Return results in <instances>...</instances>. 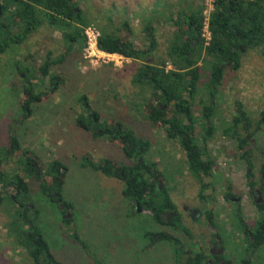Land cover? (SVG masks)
Returning a JSON list of instances; mask_svg holds the SVG:
<instances>
[{"label":"rangeland","instance_id":"374dc122","mask_svg":"<svg viewBox=\"0 0 264 264\" xmlns=\"http://www.w3.org/2000/svg\"><path fill=\"white\" fill-rule=\"evenodd\" d=\"M187 1L189 0H78V6L82 10L83 17L98 30L99 27L107 24L111 29L120 27L122 21L128 19L132 28L131 39L138 48L146 46L144 26L152 19L156 40L161 49H164L173 28L168 23H164V20L157 23L156 19L162 16V12L167 14L168 8L173 12L179 9L184 11ZM204 3L209 9L211 0H204ZM14 48L18 60L12 56L11 50ZM14 48L0 55V146H7L9 136L16 135L23 147L39 155L42 160L48 162L57 158L68 168L61 195L75 206L71 225L61 222L63 217L66 218L70 214L61 212L63 205L58 204L57 200L51 201L41 196L37 191L36 181L29 180L32 202L29 205L36 209L34 213L32 212V216L47 240L57 264H98L97 261L101 264H174V245L159 241L161 244L150 243V247H145L147 241H150L148 236L158 228H155L156 222L152 215L146 211L134 210V213L128 214L131 210L130 203L120 193L124 186L123 181L80 164L84 154L94 161L106 158L125 164L132 163L118 144L109 142L106 137L94 138L92 130L82 129L75 124V116L84 111L78 97L80 94H85L92 108L100 113L104 123L120 119L134 129L137 136L147 139L151 147L145 157L148 160H156L158 168L167 176L171 173L166 170L168 164L161 155L168 149V153L173 155V160L170 159L171 162L167 163L173 167L179 162L176 157L179 154L180 163L183 169H186L176 138H173L171 143L166 141L167 139L162 135L165 131L160 128H153L154 132L150 135L144 131L145 110L143 112L140 87L132 83V76L141 61L117 56L114 62L91 64L83 57V50L71 51L61 64L51 67L50 70L61 77L58 87L51 91L48 78H41L37 67L43 62L47 51H51L52 57H56L62 51L63 40L60 32L51 31L43 26L29 35L23 44L15 45ZM162 51H157L154 56L157 58L162 56L165 52ZM25 64L35 69L30 75L36 90L43 92L50 90V92L47 98L32 105L31 116L23 121L20 118L22 110L19 106V99L23 96L21 90L23 73H18L16 68L26 66ZM198 64L201 65L202 62L199 61ZM169 66L168 64V68ZM209 74V66L204 67L197 85L196 97H201L205 103L211 100L208 92ZM225 93L229 96L227 97ZM233 95L236 97H232ZM217 96L220 99L225 98L221 104H226L227 108L226 106L221 108L217 104ZM237 102L247 115L255 113L259 118L262 116L264 59L256 50L242 56L238 70L233 71L228 67L225 69L223 81L218 86L214 98L215 116L212 120L215 140L209 142V148L217 152V165L221 168L227 165L235 168L232 174L238 183L243 184L246 179L245 163L238 158L227 164L218 147L221 143V128L226 127L228 119L234 115ZM193 110L194 114L201 113V105L195 103ZM146 121L145 125L151 127ZM256 140L252 157L257 165L261 160L259 152L264 151V132L260 130ZM18 158L22 159V155L16 154L4 161L8 172L13 173L18 170L16 163ZM252 172L257 173L254 169ZM257 176L256 174L255 178ZM238 192L243 195L245 223L253 224L256 217L253 202L245 191ZM176 193L178 194V191ZM179 193L182 194V198L187 197L184 192L179 191ZM172 194L175 198L174 191ZM5 206L0 209V264H34L25 249L19 246L14 235L8 233L7 223L10 221V216L6 208L9 207L10 211L11 208L9 205ZM214 211V215L216 214L220 220L217 226L213 227L216 228L221 239L223 256L230 259L231 264H242L241 260L245 257H251V264H264V243L250 256L246 252V234L236 215L235 207L224 213H221L223 211L217 207ZM204 223L203 221L202 224ZM176 224H179L178 221ZM185 227L189 228L191 236L181 228L174 234L180 239V245L185 248L184 252L190 256L193 254L192 248L197 251L203 241L195 229L188 225ZM163 229L172 232L168 228ZM74 232H77L85 247L73 237ZM147 232L150 234L146 235ZM190 238L195 241L192 243ZM184 254L176 255L175 263L179 264V259L180 257L184 259Z\"/></svg>","mask_w":264,"mask_h":264},{"label":"trees","instance_id":"16d2710c","mask_svg":"<svg viewBox=\"0 0 264 264\" xmlns=\"http://www.w3.org/2000/svg\"><path fill=\"white\" fill-rule=\"evenodd\" d=\"M211 4L212 9L207 16L204 14L206 9L204 0L187 1L184 11L179 9L173 12L168 8L167 14L162 12V16L160 15L156 22L164 20L173 31L167 39L164 54L158 57L161 58L159 63L154 61L150 64L146 61L148 56L153 55L158 45L152 19L144 26L147 40L144 48H138L131 39L132 28L128 19H124L120 27L114 29L108 24L99 27L98 47L101 50L141 61L132 76V83L140 87L143 112L145 110L143 118L145 117L152 127H164L171 138H176L173 128L181 130L185 126V129L190 131L194 129L197 122L193 115L195 103L201 105L202 116L209 121L215 116L214 98L227 67L233 71L238 70L242 56L252 50H256L264 59V0H211ZM205 18L210 34L208 39L202 35ZM89 24L90 21L83 17L78 0H0V55L12 46L23 44L29 35L43 26L51 31H59L63 40L62 51L56 57H52L50 50L47 51L43 62L37 67L41 78L47 77L51 84L50 89L54 91L61 77L52 72L51 67L61 64L71 51H82L85 44L84 27ZM29 56L31 57L27 55ZM199 61L202 62L201 65L198 64ZM167 64L170 65L169 68ZM206 66H209L210 70L208 92L211 97L207 103L201 97H196L200 72ZM17 72L23 73L21 75L23 96L19 99V106L22 110L20 118L24 121L31 116L32 105L47 98L50 90L48 92L36 90L30 75L35 69L29 65L18 67ZM187 96H190V99ZM78 101L84 111L75 116V124L82 129L92 130L94 138L106 137L109 142L118 144L125 156L132 160L131 164L106 158L94 161L84 154L80 161L81 166L121 179L124 185L122 195L131 204L137 203L139 207L149 210L156 222L171 225L176 230L181 228L191 236L189 228L181 223L176 224L177 217L169 222L162 219V213L168 210L175 211L176 205L168 191L160 190L150 182L153 176H157L163 184L169 179L166 173L158 168L157 161L145 157L151 143L137 136L134 129L120 119L104 123L100 113L92 108L85 94H80ZM161 105H165V108H161ZM236 111L235 121H240V116L248 119L240 103L236 106ZM261 114L264 115V111ZM205 125L206 135L202 137L204 143L215 132L213 123ZM183 135L184 137H178V142L184 163L193 176H198L201 164L205 163L200 158L198 141L195 136L187 135L186 132H183ZM16 154H21L22 159L18 158L16 162L18 170L10 173L4 166V161ZM213 164V160L208 161L209 166ZM67 170V166L61 160L54 158L46 162L27 147H23L16 135L9 136L7 146H0V209L4 205L10 206L11 211L9 207L6 208L10 216L7 223L8 233L14 235L19 246L25 249L34 264L57 262L42 231L34 222L32 212L34 213L36 209L29 205L32 204L29 180L36 181L37 191L41 196L51 201L59 200L57 203L64 206L61 210L63 214L66 211L72 212V204L61 195ZM257 208L264 209V202L259 203ZM210 215V224L217 226L212 211ZM236 215L243 225L246 252L250 256L264 243V216L260 215L255 220L254 227H250L245 223L240 208H236ZM61 222L69 225L73 219L63 217ZM152 235L153 233L150 234ZM158 236L159 240L175 246L176 255L184 252L180 239L175 234L163 230L158 232ZM73 237L85 247L77 232H74ZM205 257L206 252L198 250L182 263L179 259L178 263L203 264ZM226 261V264L232 262L230 259ZM97 263L101 264L99 261ZM241 263L251 264V257L243 258Z\"/></svg>","mask_w":264,"mask_h":264},{"label":"flooded vegetation","instance_id":"af4514ba","mask_svg":"<svg viewBox=\"0 0 264 264\" xmlns=\"http://www.w3.org/2000/svg\"><path fill=\"white\" fill-rule=\"evenodd\" d=\"M226 95L227 97L229 96V94ZM227 97L226 102L228 99ZM232 97L236 96L233 95ZM236 113L237 111L235 110L234 115ZM238 113L240 114V112ZM234 115L228 119L226 128L229 130L225 127L221 129V143L218 144V147H220L221 153H223L227 164L228 162H231V160L235 161L238 158L245 163L244 174L246 179L243 184L238 183L234 174H232V171H234L235 168L230 165H227L225 168H221L217 165V152L212 151L209 148V142L215 140V138L212 136L207 140V142H202V137L206 135L205 124L211 125V123H213L212 119L209 121L206 117L202 116V113L194 116L198 122L195 123L193 130L190 131L189 129H185V126L181 130H176L175 128L172 129V131L176 133L177 140L178 137H184L183 132H186L187 135L189 134L192 137H196L201 151L200 158L205 161V163L201 164L198 176H193L187 168L183 169V165L180 163V155L176 156L179 159V162L171 167L167 162H171L173 160V155L168 153V149L161 155L167 161L166 164H168V167H166V170L171 173V175L168 176V182L163 184L157 176H153L150 179V182L154 183L160 190L200 191L196 197L197 202L195 204L191 203V205H188L187 202L180 203L178 205L179 211L177 206L175 211H165L162 213V219L169 222L172 217H177V221L183 226H186V224L183 223V220L184 216L188 217V220L195 225L196 233L200 234L202 237L203 242L201 247L207 254L203 264H215L216 262L219 264H226V260L228 259L223 256L222 242L218 236V232L216 230L213 231L212 228L214 227L210 224V212L212 211L214 214V205L217 209L223 211L221 213H224V211L228 212L233 206L237 209H241L243 195H241L238 191H245L256 209L254 222L253 224H249V226L254 227L255 220L259 218L260 215L264 216V209L259 210L257 208L259 203L261 204L264 202V151L259 152L261 160L257 165L252 157L253 149L257 143L256 136L260 130L264 132V115L259 118V115L257 116L255 113L252 115L248 114L247 120L240 116V121H235ZM186 124L187 123L185 122V125ZM162 135L164 139H167L166 141L171 143L173 138L169 137L166 130L165 134ZM243 140H245V142H243ZM178 146L180 153H182L179 142ZM242 154L244 158H242ZM209 160H213L214 164L209 166ZM252 169L256 170L257 173L252 172ZM122 174L123 172H121V175ZM256 174L258 175L257 178H255ZM209 205L212 206L208 207ZM133 206L135 207V203H133ZM213 219L218 223L220 222L219 217L216 214ZM203 221L205 222L204 224H202ZM167 226L171 230L176 231V229L171 225ZM48 264L57 263L49 262Z\"/></svg>","mask_w":264,"mask_h":264},{"label":"crops","instance_id":"0c3cea01","mask_svg":"<svg viewBox=\"0 0 264 264\" xmlns=\"http://www.w3.org/2000/svg\"><path fill=\"white\" fill-rule=\"evenodd\" d=\"M173 31V30H172ZM171 31V32H172ZM146 44H147V42H146ZM12 48H14V46H12V47H10L9 49H12ZM161 47H160V45H157V49L156 50H154V52H153V55L152 56H148L147 57V62L148 63H150V64H152L154 61L156 62V63H159L160 61L159 60H161V58H157V57H155L154 55L157 53V51H161V50H163L162 52H164L165 51V48L164 49H161ZM12 52H13V57L15 58V60H18L19 59V57L16 55V53H14L15 52V48L14 49H12L11 50ZM11 51H10V53H11ZM170 67V66H169ZM167 68H168V64H167ZM16 71H17V68H16ZM215 97H216V95H215ZM187 98L188 99H190V96H187ZM217 98H218V102H217V104H219V106L221 107V108H224L225 106H226V104H221V101H223V99H220V97L219 96H217ZM196 100H197V98L194 100L195 102H196ZM171 104H173V103H171ZM228 104V103H227ZM161 108H165V105H161ZM226 108H227V106H226ZM193 115L194 116H196V114H194V112H193ZM147 119H145L144 118V131H145V133L147 134V135H150V133L151 132H154V129L153 128H156V127H148V126H146L145 125V121H146ZM146 122H148L149 124H150V122L147 120ZM198 122V121H197ZM196 122V123H197ZM160 129H163L164 131H165V129H164V127H162V128H160ZM222 129V128H221ZM215 133V132H214ZM215 135V134H214ZM214 135H213V137H214ZM113 143V142H112ZM178 156H179V154H177ZM150 160V159H149ZM151 160H153V159H151ZM153 161H156V160H153ZM160 169V168H159ZM244 172H245V167H244ZM182 192H184V195H187V197L186 198H182V194L181 193H179V191H178V194L176 193V191H174V196H175V198L173 197V194H172V191H168V193H169V195H170V197H171V199H172V201L175 203V205L177 206V209H178V205L180 204V203H184V202H187V204L188 205H191V203H196L197 202V199H196V197H197V195H198V193H200V191H182ZM121 193V195H122V191L120 192ZM123 196V195H122ZM182 199H184V200H182ZM71 203V202H70ZM129 203H130V201H129ZM72 204V207H73V209H72V212H70V211H66V212H69L71 215H70V217H72V219H73V214H74V210H75V206H74V204L73 203H71ZM242 205H243V201H242ZM188 207H190V206H188ZM130 208H131V210L129 211V213L128 214H132V213H134L136 210H135V207L133 206V204H131L130 203ZM214 208H215V205H214ZM236 209V208H235ZM135 210V211H134ZM231 210V209H230ZM229 210V211H230ZM244 208H243V206H241V213H242V216H243V218H244V221L246 220V217H245V212H244ZM140 211H146V212H148L149 214H151L148 210H145V209H143V208H141V210ZM140 211H137V212H140ZM178 211H179V209H178ZM152 215V214H151ZM153 218V217H152ZM173 218V217H172ZM154 220V219H153ZM155 221V220H154ZM156 222V221H155ZM179 223V222H178ZM183 223L184 224H186V226L188 225V226H191L192 227V229H195L196 230V227H195V225L194 224H192L189 220H188V217L187 216H184V220H183ZM248 223V222H247ZM71 225V224H70ZM158 228L157 230H156V232H153V235L152 236H148V237H150V241H147V244L145 245V247L147 248V247H150V243H156V242H162L163 241V244H165V243H167V244H169V245H172L171 243H168V242H166V241H164V240H159V236H158V232H160V231H163V230H165V229H163V228H168V226L166 225V224H161V223H159V222H156V225H155V228ZM168 229H170V228H168ZM191 229V228H190ZM171 230V229H170ZM166 231H168V230H166ZM177 231V230H176ZM176 231H173L172 230V232H170V233H176ZM191 240H192V243L195 241L194 239H192V238H190ZM159 242V243H160ZM161 244V243H160ZM164 247H165V249H166V246L165 245H163ZM183 250L185 251V248L183 247ZM198 250H204L203 248H201V247H199L198 248ZM197 250V251H198ZM170 251V250H169ZM205 251V250H204ZM193 252H196V251H194V249L192 248V253ZM206 252V251H205ZM185 253V254H184ZM184 253H182V254H184L183 255V257H184V259L183 258H181L180 257V261H181V263L183 262L182 261V259L185 261V260H187V258L189 257L188 255H187V253L186 252H184ZM181 254V255H182ZM189 254V253H188ZM186 255V256H185ZM176 256V253H175V255H174V257ZM173 257V260H174V264H176L175 263V261H176V257L174 258Z\"/></svg>","mask_w":264,"mask_h":264},{"label":"built area","instance_id":"2783aa9c","mask_svg":"<svg viewBox=\"0 0 264 264\" xmlns=\"http://www.w3.org/2000/svg\"><path fill=\"white\" fill-rule=\"evenodd\" d=\"M212 9V4H210L209 9L206 8L204 10V14L207 16L208 12ZM84 36H85V44L82 48L83 50V57L87 59L91 64H98L101 62H109L113 61L114 58L121 57L122 55L117 53H110L104 50H101L98 47V38L100 36V31L93 25L89 24L84 27ZM202 35L208 39L209 38V31L207 29V18H205Z\"/></svg>","mask_w":264,"mask_h":264},{"label":"water","instance_id":"95a60500","mask_svg":"<svg viewBox=\"0 0 264 264\" xmlns=\"http://www.w3.org/2000/svg\"><path fill=\"white\" fill-rule=\"evenodd\" d=\"M171 103H174V100H172ZM139 160L141 161V159H139ZM58 202H59V200H58ZM61 208L63 209L64 206H61ZM135 210H136V211H140V210H141V207H139V205H138L137 203H135ZM68 217H70V214H68V215L66 216V218H68ZM212 229H213V231L216 230L215 228H212Z\"/></svg>","mask_w":264,"mask_h":264}]
</instances>
